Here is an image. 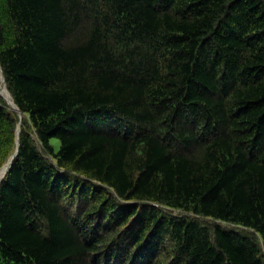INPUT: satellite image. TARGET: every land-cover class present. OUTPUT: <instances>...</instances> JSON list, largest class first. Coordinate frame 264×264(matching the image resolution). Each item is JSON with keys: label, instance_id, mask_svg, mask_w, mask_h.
<instances>
[{"label": "trees", "instance_id": "1", "mask_svg": "<svg viewBox=\"0 0 264 264\" xmlns=\"http://www.w3.org/2000/svg\"><path fill=\"white\" fill-rule=\"evenodd\" d=\"M0 69V264H264V0H0Z\"/></svg>", "mask_w": 264, "mask_h": 264}, {"label": "water", "instance_id": "2", "mask_svg": "<svg viewBox=\"0 0 264 264\" xmlns=\"http://www.w3.org/2000/svg\"><path fill=\"white\" fill-rule=\"evenodd\" d=\"M0 78H1V79H0V89L3 88V87L6 88L5 81H4L3 77H2L1 69H0ZM7 106H8V108H9L10 111L16 112V113L19 115V118H21V113H20V111L18 110V108H17L16 106H15V108H11V107H9L8 104H7ZM19 124H20V122H19L18 125H17V131H16L17 147H18V145H19V138H18L19 133H20V130H19ZM16 155H17V150H16V152H15V153L9 158L8 162H7L6 164H4V166H2V167L0 168V170L3 169V168H5V173H4V175H3V178L5 177V175L7 174V172L10 170V167H11L12 161H13V159L15 158ZM3 178H2V180H3Z\"/></svg>", "mask_w": 264, "mask_h": 264}, {"label": "bare ground", "instance_id": "3", "mask_svg": "<svg viewBox=\"0 0 264 264\" xmlns=\"http://www.w3.org/2000/svg\"><path fill=\"white\" fill-rule=\"evenodd\" d=\"M0 95L4 98V100L9 105V107L15 108V105H14V103L12 101V98H11L10 94L8 93V91H7V89L5 87L0 89ZM20 125L21 124H19V130H20ZM4 173H5V168L0 170V182L2 181Z\"/></svg>", "mask_w": 264, "mask_h": 264}, {"label": "rangeland", "instance_id": "4", "mask_svg": "<svg viewBox=\"0 0 264 264\" xmlns=\"http://www.w3.org/2000/svg\"><path fill=\"white\" fill-rule=\"evenodd\" d=\"M1 96V95H0ZM1 98L4 100V98L1 96ZM52 143L54 144L55 143V147H56V150H58L59 148V143L55 140H52Z\"/></svg>", "mask_w": 264, "mask_h": 264}]
</instances>
